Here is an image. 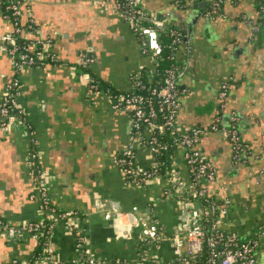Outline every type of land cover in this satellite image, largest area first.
Listing matches in <instances>:
<instances>
[{
  "label": "crops",
  "instance_id": "0c3cea01",
  "mask_svg": "<svg viewBox=\"0 0 264 264\" xmlns=\"http://www.w3.org/2000/svg\"><path fill=\"white\" fill-rule=\"evenodd\" d=\"M23 1L37 27L29 37H49L54 57L17 73L18 102L27 126L16 121L0 127V216L15 226L46 216L40 199L31 197L36 186L27 156L34 149L47 174L53 205L78 214L72 226L59 220L53 224L55 264H90L77 259L76 231L85 237V250L98 258L94 264H138L139 227L118 234L110 220L101 217V211L132 206L142 218L163 226L167 238L154 240L147 249L160 261L168 260L175 253L168 238L185 223L182 201L163 197L167 174L141 184L125 179L116 158L130 143L127 113L115 109L105 92L89 87L93 77L114 90H127L133 72L155 71L154 59L140 51L139 41L111 3ZM141 1L148 11L164 16L169 26H179L185 34L190 49L180 47L176 53L184 67L179 85L186 87L176 123L182 129L195 125L206 129L198 147L216 174L202 183L224 187L228 211L220 223L249 237L258 227L264 228V25L259 24L258 2L233 0L224 7L228 17L213 20L203 15L204 0L187 11L176 8L172 0ZM256 23L258 28L253 29ZM10 29L0 9V97L4 83L15 73L1 40ZM82 52L90 58L84 66L79 64ZM222 80L229 82L224 108L217 97ZM231 110L238 114L239 132L250 150L245 162H234L230 142L209 127L217 112ZM154 159L148 148L136 146L137 166H149ZM170 170L189 180L181 154ZM38 249L34 232L14 238L0 234V264L28 257ZM256 264H264V236L256 247Z\"/></svg>",
  "mask_w": 264,
  "mask_h": 264
},
{
  "label": "built area",
  "instance_id": "2783aa9c",
  "mask_svg": "<svg viewBox=\"0 0 264 264\" xmlns=\"http://www.w3.org/2000/svg\"><path fill=\"white\" fill-rule=\"evenodd\" d=\"M97 1L111 3L115 7L119 17L129 25L139 41L140 51L151 55L156 65L152 74H145L142 70L133 72L130 75V87L124 91L114 90L110 85L103 87L93 77L89 82V87L94 91L102 90L109 96L115 109L127 113L130 143L116 158L125 179L141 184L165 175L161 171L163 152L171 155V168L175 166L179 154L189 168L188 181L175 176L174 170L171 173L170 170L165 176L167 181L163 186V197H177L182 201L185 212V223L180 224L178 232L168 238L175 249L174 255L168 260L160 261L147 249L154 240L167 238L163 233V226H159L154 219L142 218L137 214L136 206L124 211H101V217L110 220L118 234H128L135 226L139 227L141 244L138 264H256V247L264 236V228L258 227L251 236L242 237L236 231L221 225L220 220L228 211V197L224 194V187L209 188L202 183L213 180L216 174L215 166L203 156L198 147L200 137L206 129L198 125L182 129L176 123L181 107L180 95L186 91V87L179 85V77L184 73V67L177 62L176 53L180 47L188 51L190 49L188 42L184 41L182 28L169 26L164 16L148 11L141 0ZM198 1L200 0H172V4L187 11ZM204 1V17L215 20L228 17L224 7L233 0ZM256 1L260 14L259 24L264 25V0ZM23 3V0H0L2 18L11 25V29L2 35L1 40L15 71L4 83L0 97V127L16 121H24L27 126L23 108L18 102L21 89L17 73L22 68L42 64L54 57L49 48V37H29L37 31V27L29 9ZM162 23L166 24V31L162 30ZM252 27L257 29L258 24H253ZM165 47L170 50L169 57L172 61L161 71L157 65ZM89 60L85 53H80V65H87ZM228 93L229 82L222 80L217 91L221 108L226 105ZM238 120V114L234 110L227 114L219 111L209 127L218 130L230 142L234 162H245L250 156V150L241 138ZM140 144L155 156L149 166L139 167L135 163V149ZM27 164L36 186V192L31 197L40 199L46 216L26 221L19 226L0 216V234L14 238L23 232H34L38 237L39 249L28 257L11 258L4 264H55L51 246L53 224L59 220L72 226L78 214L76 211L59 209L53 205L46 184L47 174L34 149L28 153ZM74 236L75 250L80 254L77 259L90 264L96 263L98 258L95 254L85 250V237L78 231Z\"/></svg>",
  "mask_w": 264,
  "mask_h": 264
},
{
  "label": "trees",
  "instance_id": "16d2710c",
  "mask_svg": "<svg viewBox=\"0 0 264 264\" xmlns=\"http://www.w3.org/2000/svg\"><path fill=\"white\" fill-rule=\"evenodd\" d=\"M165 36H163V39L165 40L166 38H164ZM169 53H170V50L169 49H166V47L163 49L162 51V57H161V60L160 62L158 63V68L160 69L161 68V71H162V68L166 67L167 65H169L172 61V58L169 57ZM159 75V74H158ZM100 85L101 86H106L107 84H101V81L98 80ZM161 159L164 161L163 162V165H161V171L165 174H168V172L170 171V168H171V162H172V158H171V155H168L167 153H162L161 154Z\"/></svg>",
  "mask_w": 264,
  "mask_h": 264
},
{
  "label": "water",
  "instance_id": "95a60500",
  "mask_svg": "<svg viewBox=\"0 0 264 264\" xmlns=\"http://www.w3.org/2000/svg\"><path fill=\"white\" fill-rule=\"evenodd\" d=\"M194 7H196V5H194ZM161 28H162L163 31H166V28H167L166 24L165 23H162L161 24Z\"/></svg>",
  "mask_w": 264,
  "mask_h": 264
}]
</instances>
